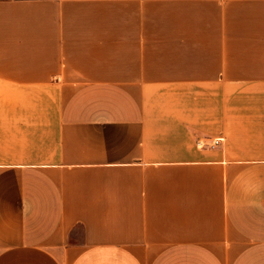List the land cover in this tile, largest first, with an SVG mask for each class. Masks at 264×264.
<instances>
[{
  "label": "crops",
  "instance_id": "1",
  "mask_svg": "<svg viewBox=\"0 0 264 264\" xmlns=\"http://www.w3.org/2000/svg\"><path fill=\"white\" fill-rule=\"evenodd\" d=\"M0 264H264V0H0Z\"/></svg>",
  "mask_w": 264,
  "mask_h": 264
},
{
  "label": "built area",
  "instance_id": "2",
  "mask_svg": "<svg viewBox=\"0 0 264 264\" xmlns=\"http://www.w3.org/2000/svg\"><path fill=\"white\" fill-rule=\"evenodd\" d=\"M221 139H215L214 141L210 142V143H205L204 141H198L197 142V146L199 147H210V148H214L216 147L219 143H220Z\"/></svg>",
  "mask_w": 264,
  "mask_h": 264
}]
</instances>
